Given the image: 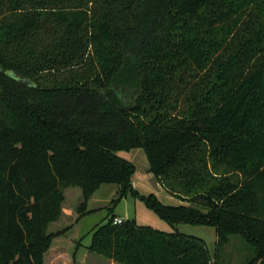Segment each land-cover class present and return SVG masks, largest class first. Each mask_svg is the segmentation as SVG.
Returning <instances> with one entry per match:
<instances>
[{
  "label": "trees",
  "instance_id": "16d2710c",
  "mask_svg": "<svg viewBox=\"0 0 264 264\" xmlns=\"http://www.w3.org/2000/svg\"><path fill=\"white\" fill-rule=\"evenodd\" d=\"M148 170L181 204L131 183ZM117 183L89 249L118 264H214L206 241L136 219L238 235L264 264V0H0V264H45L64 188ZM81 218V217H80ZM79 219V218H78Z\"/></svg>",
  "mask_w": 264,
  "mask_h": 264
},
{
  "label": "rangeland",
  "instance_id": "374dc122",
  "mask_svg": "<svg viewBox=\"0 0 264 264\" xmlns=\"http://www.w3.org/2000/svg\"><path fill=\"white\" fill-rule=\"evenodd\" d=\"M119 155L132 161L136 171L131 175V183L135 190L142 193L154 192L167 204H181V201L170 196L157 182L154 174L148 170L147 156L142 148L130 151H119ZM65 201L61 218L48 227L49 234L58 235L53 240L52 247L46 252L45 264H118L111 259L92 252L89 249L92 231L102 224L111 211L113 199L119 195L117 183H103L88 201L89 213L80 216L77 207L84 196L77 186L64 189ZM71 210L75 213L74 216ZM71 212V213H70ZM114 213L122 219H136L139 224L149 225L165 231H179L197 236L206 241L212 254L214 264H243L252 255V249L238 235H231L216 252L217 233L213 226L192 225L187 223L170 224L160 218L153 210L129 192L122 197L114 208ZM81 217V218H80ZM79 218V219H78Z\"/></svg>",
  "mask_w": 264,
  "mask_h": 264
},
{
  "label": "built area",
  "instance_id": "2783aa9c",
  "mask_svg": "<svg viewBox=\"0 0 264 264\" xmlns=\"http://www.w3.org/2000/svg\"><path fill=\"white\" fill-rule=\"evenodd\" d=\"M122 218H120V217H116L115 219H114V222L115 223H121L122 222Z\"/></svg>",
  "mask_w": 264,
  "mask_h": 264
},
{
  "label": "crops",
  "instance_id": "0c3cea01",
  "mask_svg": "<svg viewBox=\"0 0 264 264\" xmlns=\"http://www.w3.org/2000/svg\"><path fill=\"white\" fill-rule=\"evenodd\" d=\"M92 197H93V195H92ZM92 197H91V198H92ZM91 198H90V200H91ZM181 203H182V202H181ZM71 212H72V214H69V216H70V215H71V216H74V214L76 213V212L74 213L72 210H71ZM71 212H70V213H71ZM62 215H64V214H62ZM52 245H53V244H52ZM51 247H52V246H51ZM51 247H50V248H51Z\"/></svg>",
  "mask_w": 264,
  "mask_h": 264
}]
</instances>
